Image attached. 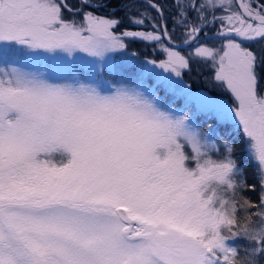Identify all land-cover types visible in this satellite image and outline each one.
<instances>
[{
	"label": "snow or ice",
	"instance_id": "obj_1",
	"mask_svg": "<svg viewBox=\"0 0 264 264\" xmlns=\"http://www.w3.org/2000/svg\"><path fill=\"white\" fill-rule=\"evenodd\" d=\"M175 7L185 44L209 23L222 26L223 45L197 47L193 57L213 61L234 106L206 95L196 103L242 136L257 165L259 204L244 198L241 224L237 197L255 185L239 179L233 147L213 158L221 146L162 105L156 88L171 87L170 77L146 83L154 68L179 77L184 56L165 49L160 64L105 78L116 74L109 54L126 49L124 38L161 36H117L118 20L91 12L77 23L64 16L80 12L68 0H0V264H264V55L244 46L264 40V3ZM235 238L248 242L241 258L228 243Z\"/></svg>",
	"mask_w": 264,
	"mask_h": 264
},
{
	"label": "trees",
	"instance_id": "obj_2",
	"mask_svg": "<svg viewBox=\"0 0 264 264\" xmlns=\"http://www.w3.org/2000/svg\"><path fill=\"white\" fill-rule=\"evenodd\" d=\"M68 3L73 7H79L80 12L72 16L65 10L64 16L67 19H75L77 23L83 21L84 13L91 12L95 16L118 20L119 24L112 29L117 35H121L125 31H148L158 34L161 36V40L151 43L137 39L126 40L127 50L135 54L139 59L154 61H161L165 58L167 52L165 49L176 50L184 55L189 62V67L182 72V78L189 85L190 89L205 90L211 94H217L214 90L215 86L212 84L218 83L214 78L215 69L212 67L213 65L209 64L204 66L203 60L194 58L191 53L197 47L207 45L214 37H218L217 34L222 29L218 21L202 27V31L197 34V37L185 44V34L188 29L174 22V16L177 12L175 7L177 0H151V3L156 5V7L150 6L149 0H89L82 7L80 0H68ZM255 3H264V0H255ZM141 13H144V15L142 16ZM214 14L217 17L224 15L220 10H217ZM194 18L195 13L188 12L187 20L191 22ZM138 19H143L144 23H134V20ZM165 31L168 33L167 36L164 35ZM215 46L213 42L212 47L215 48ZM244 46L253 50L257 55H264V40L245 43ZM258 74L260 77V91L263 92L264 63L258 68ZM157 90L158 92H162L160 87ZM222 92L228 100H231L226 92ZM163 97H167L176 105L181 101L180 98H171L167 92L163 93ZM197 117L201 119L199 125L203 129H207V124L214 123L216 120L212 114L198 113ZM213 133L215 136L223 137L233 147L232 156L242 172L243 181L247 185H255V190H251L250 188L243 189L242 195L244 198L258 205L260 200V187L257 169L253 162L246 156L245 141L242 136L238 135L237 129L232 128L230 124H218Z\"/></svg>",
	"mask_w": 264,
	"mask_h": 264
},
{
	"label": "rangeland",
	"instance_id": "obj_3",
	"mask_svg": "<svg viewBox=\"0 0 264 264\" xmlns=\"http://www.w3.org/2000/svg\"><path fill=\"white\" fill-rule=\"evenodd\" d=\"M233 2H234V0H233ZM254 6H255V0H254ZM222 14L228 15L229 13L222 11ZM134 32L149 33L148 31L147 32L146 31H134ZM82 34L88 35L87 32H84ZM153 34H155V33H153ZM155 35H158V34H155ZM117 36H120V35H117ZM128 39H137V40H142V41L149 42V43L155 42V40H144V39L139 38V37L138 38L126 37V38H124L125 45H126V40H128ZM213 42L216 45L215 48H220L221 42L223 45L224 40L220 36L214 37L213 40H210L209 44L207 43V45H203V46L213 48L212 47ZM172 51H176V50H172ZM194 52H195V49L193 50L191 55H193ZM78 55L81 57H85V60L91 59V58H88L86 56V54H84V53H79ZM109 55H111V57H112L111 63L113 65V67L116 69L115 75L110 76L107 74V71L105 72V78L109 79V80L119 79L120 74H123L124 76H132V75L137 74L138 71L140 70V68L144 66L145 61H152V62H155L156 64H160L162 61H165L168 58V52H166L165 58L162 59L161 61L139 59L135 54L133 55V53L129 52L127 50V47L123 51L111 53ZM182 56H184V55H182ZM202 60H203L204 66L209 65V64L213 65V61L210 58L202 59ZM80 64H81V70L83 71L84 67H86L85 61H81ZM15 66L24 67V65H15ZM150 66L151 65H149V67ZM212 67L215 69L214 66H212ZM184 70H186V69H181V75L179 77H176L172 73H164L163 69H161V68H154L152 74H150L148 76L146 83L150 86L153 85L156 82L155 77H156L157 73H159L162 76L170 77L171 81L173 82L171 87H167L165 84L161 83L157 86V88L160 87L162 92H158V90L156 88V93H157L160 101L162 102V105L166 108L172 109L176 115H188L190 117V120L192 121L193 125L196 128H198L201 132L208 134L212 140L216 141L217 144L221 146L220 147V155L219 156L214 155L213 158L219 159L222 157L223 152H224L223 145L225 143H227V144H229V143L223 137L215 136L213 132L216 129V126L218 124H226V123L219 121L217 119V117L214 115L216 118L215 122L211 123V124H207V129H203L199 125V122L201 121V119L199 117H197V115H198V113L208 115V113H205L204 111H202L198 108L197 103H196V98L206 95V96L212 97L213 99L217 100L218 102L228 104L229 106H234L232 95H231L230 91L227 90L226 86H221L220 82H218V81H216L218 83H212L215 86L214 90H215V92H217V94L216 93L211 94L205 90H192V89H190L189 85L182 78V72ZM215 71H216V69H215ZM214 78H215V75H214ZM222 91L226 92L230 96L231 100L230 99L228 100ZM164 92L169 93L171 98H180L181 101L179 102L178 105L173 104L170 101V99H168L167 97L166 98L163 97ZM230 125L232 126V128L236 129L234 125H232V124H230ZM245 150H246V147H245ZM246 156L253 162V164L255 165V167L257 169L256 163L250 158L247 151H246ZM192 166L194 167V164ZM239 179L243 180V175H241L239 177ZM259 187H260V183H259ZM242 194H243V189L240 191V194L237 197V209H238V211L236 213V216H237V219L239 220V222L241 224H244L246 222V213H245V211H243L240 208V205L243 204V200H244V196ZM256 210L257 209H251V211H256ZM253 219H255V217H253ZM233 230L235 231L236 229L234 228ZM224 234L230 236V233H228L226 229L224 230ZM228 243L231 244L233 247L238 248L237 258L243 257L244 249L248 246V242L245 239H243V238L230 239L228 241Z\"/></svg>",
	"mask_w": 264,
	"mask_h": 264
},
{
	"label": "water",
	"instance_id": "obj_4",
	"mask_svg": "<svg viewBox=\"0 0 264 264\" xmlns=\"http://www.w3.org/2000/svg\"><path fill=\"white\" fill-rule=\"evenodd\" d=\"M235 4H236V7L238 8L239 7V0H234Z\"/></svg>",
	"mask_w": 264,
	"mask_h": 264
}]
</instances>
